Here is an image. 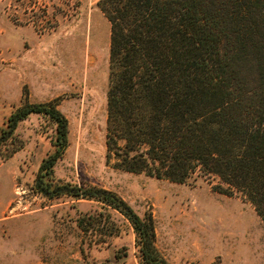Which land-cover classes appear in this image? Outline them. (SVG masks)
Masks as SVG:
<instances>
[{"label":"rangeland","instance_id":"374dc122","mask_svg":"<svg viewBox=\"0 0 264 264\" xmlns=\"http://www.w3.org/2000/svg\"><path fill=\"white\" fill-rule=\"evenodd\" d=\"M99 1L0 0V131L26 103L55 104L68 121L57 182L114 192L151 216L169 264H264L263 220L241 193L217 192L218 177L197 171L174 183L108 159L110 24ZM55 140L56 124L31 114L0 145V264H144L117 212L36 190Z\"/></svg>","mask_w":264,"mask_h":264},{"label":"trees","instance_id":"16d2710c","mask_svg":"<svg viewBox=\"0 0 264 264\" xmlns=\"http://www.w3.org/2000/svg\"><path fill=\"white\" fill-rule=\"evenodd\" d=\"M110 24L107 149L115 168L184 183L197 171L237 191L264 222V0H101ZM31 114L56 124L54 152L36 190L48 199L94 200L132 226L144 264H169L151 216L116 193L59 183L68 121L53 103H26L0 131V145ZM84 221H80L81 227Z\"/></svg>","mask_w":264,"mask_h":264}]
</instances>
